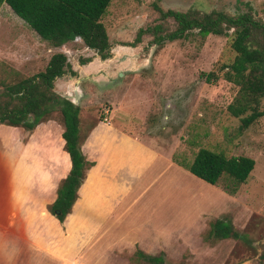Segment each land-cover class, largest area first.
I'll return each instance as SVG.
<instances>
[{
	"label": "rangeland",
	"instance_id": "obj_1",
	"mask_svg": "<svg viewBox=\"0 0 264 264\" xmlns=\"http://www.w3.org/2000/svg\"><path fill=\"white\" fill-rule=\"evenodd\" d=\"M2 4L0 80H12L14 72L31 76L44 69L52 53L63 51L76 75L67 72L56 78L54 90L64 91L82 106L81 136L105 117L124 119L129 121L126 132L155 144L178 166L165 164L161 173L150 172V221L158 230L169 231L164 245H152L151 255L162 254L163 264H264V115L242 128L240 118L227 110L238 90L222 78L221 66L231 63L235 55L231 36L203 38L193 31L158 45L151 31L156 25L162 34L176 27L171 17L161 18L158 8L234 14L250 6L255 18L264 22V0H112L101 19L112 53L105 60L79 39L51 47ZM147 27L136 46L125 44ZM88 58L90 62L81 64ZM210 71L220 75L217 81L207 82L201 76ZM48 120L62 126L58 110ZM45 128L39 130L33 145H39L46 134L56 141V129ZM27 133L21 127L0 125V136L7 144ZM200 147L254 159L253 170L235 194L224 190L225 177L213 185L187 169ZM37 154L36 147L28 151V164L17 175L15 189L33 165L39 170L42 161ZM217 218L228 220L238 236L210 237L211 222ZM41 262L51 264L46 258ZM122 264L151 263L134 252Z\"/></svg>",
	"mask_w": 264,
	"mask_h": 264
},
{
	"label": "crops",
	"instance_id": "obj_2",
	"mask_svg": "<svg viewBox=\"0 0 264 264\" xmlns=\"http://www.w3.org/2000/svg\"><path fill=\"white\" fill-rule=\"evenodd\" d=\"M104 119L94 122L81 141L83 154L94 165L86 170L63 223L48 211L70 169L63 127L47 120L8 144L0 136V264H44L42 258L51 264H122L137 249L150 255L154 245H164L169 231L150 221V172L161 173L165 164L178 166L155 144L126 132L129 121ZM44 126L56 129V141L46 134L45 141L42 137L33 145ZM33 147L42 170L33 165L15 189Z\"/></svg>",
	"mask_w": 264,
	"mask_h": 264
},
{
	"label": "trees",
	"instance_id": "obj_3",
	"mask_svg": "<svg viewBox=\"0 0 264 264\" xmlns=\"http://www.w3.org/2000/svg\"><path fill=\"white\" fill-rule=\"evenodd\" d=\"M112 0H0L21 18L42 40L53 48L79 39L84 46L94 50L102 60L110 58L111 44L106 28L101 21ZM160 11L161 18L171 17L176 27L161 33L156 25L152 28L153 42L162 45L187 36L196 31L201 37L209 34L231 36L230 46L235 55L231 63L222 65V78L238 87L237 93L228 104V112L241 120L247 128L264 115L261 101L264 98V22L256 19L253 9L229 14L220 10L185 11L167 9ZM149 30L140 28L133 41L136 46L142 35ZM231 31V32H230ZM91 59L80 60L81 64ZM71 69L63 51L51 54L43 70L31 76L15 73L12 80H0V125L7 124L32 131L38 124L49 119L54 111L62 116V138L64 150L70 160V169L57 187L56 199L48 211L63 223L77 198V190L85 178L86 170L94 165L88 161L81 149V107L54 90V80ZM207 82L220 77L214 71L202 73ZM255 161L245 155L227 156L206 147H200L187 169L204 181L216 185L223 177L227 179L224 190L233 195L240 184L246 182ZM58 211V213H57ZM209 236L224 239L238 236L231 223L224 218L211 222ZM135 254L151 264H163V255H149L137 249Z\"/></svg>",
	"mask_w": 264,
	"mask_h": 264
},
{
	"label": "water",
	"instance_id": "obj_4",
	"mask_svg": "<svg viewBox=\"0 0 264 264\" xmlns=\"http://www.w3.org/2000/svg\"><path fill=\"white\" fill-rule=\"evenodd\" d=\"M57 213H58V211H57Z\"/></svg>",
	"mask_w": 264,
	"mask_h": 264
}]
</instances>
